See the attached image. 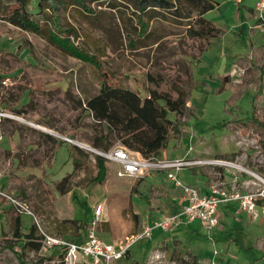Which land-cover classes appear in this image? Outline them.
Listing matches in <instances>:
<instances>
[{
	"label": "rangeland",
	"instance_id": "374dc122",
	"mask_svg": "<svg viewBox=\"0 0 264 264\" xmlns=\"http://www.w3.org/2000/svg\"><path fill=\"white\" fill-rule=\"evenodd\" d=\"M214 1L218 5L204 17L221 33L206 49V39L189 31L199 27L191 23L195 12L189 17L170 11L165 17L158 11L139 15L126 0H52L56 10L49 28L68 36L83 57L0 18V186L16 196L25 194L21 199L44 232L66 240L83 237L94 206L101 203L96 235L117 246L170 211L166 203L176 192L162 181L164 172L118 177V164L105 160L104 180H94L98 153L89 149H95L91 139L98 136V126L78 102L97 94L101 74L142 97L151 90L172 99L186 97V112L170 115L172 127L160 157L226 160L231 163L220 170L231 175L227 180L237 177L240 192L264 189V130L247 121L255 106L254 114L264 122V78L258 83L247 71L254 49L264 51V23L250 9L255 0ZM177 2L189 11L184 0ZM51 3H43L46 10ZM40 132L64 142H46ZM70 144L78 147L72 157ZM67 174L60 193L56 183ZM177 175L183 184L195 181L190 167ZM256 203L255 215L238 208L224 216L221 228L241 222L243 230L236 235L225 232L226 237L215 239L213 231L199 230L196 223L191 236H177L175 227L154 229L111 264H264L259 259L264 198ZM20 215L17 221L14 209L0 203V264H58V249L28 244L41 242V236L33 217ZM63 219H74L80 227L64 230L58 226ZM254 244L259 252H251Z\"/></svg>",
	"mask_w": 264,
	"mask_h": 264
},
{
	"label": "trees",
	"instance_id": "16d2710c",
	"mask_svg": "<svg viewBox=\"0 0 264 264\" xmlns=\"http://www.w3.org/2000/svg\"><path fill=\"white\" fill-rule=\"evenodd\" d=\"M126 1L138 10L139 15L146 11H158L160 16L165 17V13L170 11L168 13L175 14L178 17H189L192 12H195L196 18L191 23H197L199 27L191 28L190 26L189 31L192 36L206 39L205 49L210 39L221 33L220 28L204 17L207 11L218 5V2L214 0H184L189 7L187 13L183 12L177 0ZM51 2L52 0H0V18L23 31L48 37L51 43L62 45L68 52L83 57L84 52L74 45L68 36H60L57 31L49 28L51 24L49 21L50 16H54L56 10ZM43 3H51L52 5L46 10ZM83 8L86 7L83 5ZM253 53L254 58L252 59H254V62L250 61L247 71L255 76L258 83H260L264 78V51L257 47ZM100 78L101 82L97 94L78 102L80 107L84 105V109L91 114L95 125L98 126V136L91 139V146L95 150L108 151L113 142H118L130 150L139 152L144 158L156 157L168 140L172 127L170 115L172 113H184L188 109L186 97L172 99L170 96L158 93L155 90L149 91L147 96L142 97L138 92L125 86H116L113 79L106 74H101ZM254 107L251 116L247 117V121L264 130V122L254 114ZM19 113H22V111H19ZM235 121H240V119ZM40 135L45 138L46 142L53 144L64 142L57 140L49 133L40 132ZM53 144L51 145L53 146ZM68 150V156L72 157V152L78 150V147L75 144H70ZM94 158L97 166L94 180L101 182L104 180L107 171L106 159L98 154H95ZM75 163L77 162L75 161ZM192 171L193 174H196L195 168ZM68 179L69 175L67 174L56 183L57 190L60 193L65 191ZM22 196H25L23 192L17 195L19 198H22ZM10 210L12 209L10 208ZM16 214V220L18 221L19 214ZM76 223L74 219H63L59 221L58 226L64 230H68L72 226L78 229L80 225ZM34 228V225H32L31 230ZM29 237H31V234ZM28 244L35 249H39L41 246L39 241H29ZM13 247L11 248L13 249ZM182 264L184 263L182 262Z\"/></svg>",
	"mask_w": 264,
	"mask_h": 264
},
{
	"label": "built area",
	"instance_id": "2783aa9c",
	"mask_svg": "<svg viewBox=\"0 0 264 264\" xmlns=\"http://www.w3.org/2000/svg\"><path fill=\"white\" fill-rule=\"evenodd\" d=\"M253 11L264 23V0H255ZM95 151L106 160L118 164L119 169L116 174L118 177L136 178L151 170L164 172L166 179L171 180L177 188L182 190L184 204L179 211L164 215L157 223L147 226L141 233L127 237L124 242H118L119 244L116 246L96 235L94 225L102 214L101 203L94 206L93 217L89 221V226L83 237L80 240H66L63 237L44 232L33 211L21 198L0 189V198L6 199L16 213H28L33 217L34 225L41 236V247L45 250H59L58 255L61 257L58 264H111L112 261L124 258L134 241L144 236L150 237L154 228L167 231L194 219H198L201 226L209 233L219 224L218 206L220 203L237 202L239 209L255 215L258 198H264V189L240 192L235 185L236 176L228 183L224 181L212 182L209 185L208 194H202L194 184H183L177 176V171L184 167L204 163L227 166L231 162L226 160L144 158L139 152L130 150L121 144L112 146L108 151ZM254 175L258 179L260 178L256 174Z\"/></svg>",
	"mask_w": 264,
	"mask_h": 264
},
{
	"label": "crops",
	"instance_id": "0c3cea01",
	"mask_svg": "<svg viewBox=\"0 0 264 264\" xmlns=\"http://www.w3.org/2000/svg\"><path fill=\"white\" fill-rule=\"evenodd\" d=\"M240 1L241 0H237V2H240ZM250 9L253 10L252 8H250ZM158 157H160L159 154L156 156V158H158ZM194 159L211 160V159H215V158H194ZM190 168H191V170L193 168H195V170H196V174H194L195 181L194 182L193 181L192 182L187 181V182H185V184H194V185H196L198 187L199 191L202 194H208L209 193V185L212 182L224 181V182L228 183L230 181V180H227V178H230L231 175L227 174L226 170L225 171L223 169L220 170V168H222L221 165L204 163V164H198V165L191 166ZM152 171H155V170H151L149 172H152ZM149 172H145L143 175L138 176L136 178L142 177L145 174H148ZM156 172L157 173H162V171H156ZM192 173H193V171H192ZM131 178H134V177H131ZM164 178H163L162 181L165 182L167 185H169L170 189L174 190L176 192V194L171 200H169V202L166 203V206H168L170 208V211L168 213H166V214L160 213V215L158 216V220L160 218H162L164 215L172 214V213H175V212L179 211L180 208L182 207V205L184 204L182 190L180 188H177L172 183L171 180H167L166 177H165V173H164ZM0 189L4 190V188L1 187V186H0ZM4 191H6V190H4ZM162 195H166V194H164V192H162ZM0 203H5L8 206V209H10V208L13 209L12 206L4 198H0ZM237 209H238V204H237V202H234V201L227 202V203H220L219 204V206H218L219 224L217 225V227L215 229L212 230L213 232L211 231L212 232V234H211L212 237L214 236L215 239H218L221 236H225L226 237L225 232L232 233V234L236 235V234L240 233V231L243 230L242 229L243 226H242L241 222H239V221H238V223L236 222L235 226H230V227H228V226L226 227L225 226V227L221 228L223 226V222H222L223 218H224V216H226L227 212H230V213L233 214V211H235ZM240 212H242V214L245 213L243 211H240ZM19 216L21 217L20 214H19ZM194 223H196L195 225H197L199 227V230L204 229L201 226L200 221L198 219H194V220L186 222V223H181V224L175 226V228L173 227L174 229L172 228L173 229L172 231L177 232L176 233L177 236H180L181 233H183V232L185 234H189L190 236L192 234L195 235L197 233V231L195 230V226H193ZM154 229H157V228H154ZM154 229L152 230V232L154 231ZM182 229H184V231H182ZM204 231H206V230L204 229ZM211 232H209V233H211ZM152 235L153 234H151V236ZM242 236L244 237V235H242ZM160 238H161L160 236H158L157 238L155 237V239H157V240L160 239ZM254 251L255 252H259L258 248L256 247V244L251 246V252H254ZM260 254H261V257L259 259L264 258V254L261 253V252H260Z\"/></svg>",
	"mask_w": 264,
	"mask_h": 264
},
{
	"label": "bare ground",
	"instance_id": "6f19581e",
	"mask_svg": "<svg viewBox=\"0 0 264 264\" xmlns=\"http://www.w3.org/2000/svg\"><path fill=\"white\" fill-rule=\"evenodd\" d=\"M38 128H42V127H38ZM43 129V128H42ZM230 166H233V165H230ZM233 167H236V166H233ZM236 168H239L240 169V167H236ZM260 179V178H259ZM262 180V179H261ZM262 183H264L263 182V180H262Z\"/></svg>",
	"mask_w": 264,
	"mask_h": 264
},
{
	"label": "water",
	"instance_id": "95a60500",
	"mask_svg": "<svg viewBox=\"0 0 264 264\" xmlns=\"http://www.w3.org/2000/svg\"><path fill=\"white\" fill-rule=\"evenodd\" d=\"M89 150L92 151V152H96L95 149H91V148H90Z\"/></svg>",
	"mask_w": 264,
	"mask_h": 264
}]
</instances>
